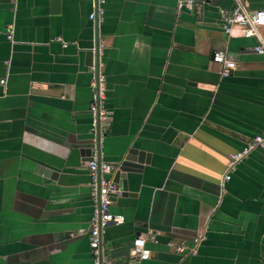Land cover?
I'll use <instances>...</instances> for the list:
<instances>
[{
    "label": "crops",
    "instance_id": "obj_1",
    "mask_svg": "<svg viewBox=\"0 0 264 264\" xmlns=\"http://www.w3.org/2000/svg\"><path fill=\"white\" fill-rule=\"evenodd\" d=\"M246 1L264 11V0ZM93 3L0 0V264H93L98 157L121 191L111 212L126 218L103 234L106 264H264V148L224 180L264 133V55L240 27L224 29L220 9L234 0H106L101 58ZM220 52L236 63L227 77ZM139 236L151 250L141 263ZM197 237L196 254L177 251Z\"/></svg>",
    "mask_w": 264,
    "mask_h": 264
},
{
    "label": "built area",
    "instance_id": "obj_2",
    "mask_svg": "<svg viewBox=\"0 0 264 264\" xmlns=\"http://www.w3.org/2000/svg\"><path fill=\"white\" fill-rule=\"evenodd\" d=\"M93 12L90 15V21L93 24L96 47L95 53L99 58L102 57L105 42L101 39L100 25L104 21L106 0H93ZM235 8L232 10L220 9V15L223 19L224 29L230 31L232 27L238 26L242 29L243 35L246 37L256 38L259 44L254 48L255 53L264 55V39L261 36L260 30L264 28V11L252 10L246 0H234ZM213 62L222 67V76H229L236 68V63L229 59L225 52H220L214 55ZM95 72V69H94ZM93 86L97 91L95 102L92 105L91 111L94 116L92 133L98 141L101 140L103 134L106 133L108 115L102 104L105 95V78L102 75H95ZM4 84V81H1ZM264 148V133L255 137L249 142L246 150L232 156L231 161L227 166V175L224 180L229 181L231 174L236 171L237 164L250 152L256 149ZM89 171L92 177V193L95 200V211L91 221L90 241L92 248L93 264H106L102 253V238L106 229L111 225L120 226L125 223L126 218L122 215H114L111 212L113 206L114 195L121 194L116 183L111 175L114 167L106 162H98L93 160L89 163ZM203 238L197 237L194 240V247L189 249L185 243L177 246L179 253L188 251L192 255L197 253L199 245ZM148 240L143 236L135 239L133 251L139 263L147 261L151 257V250L147 246Z\"/></svg>",
    "mask_w": 264,
    "mask_h": 264
},
{
    "label": "water",
    "instance_id": "obj_3",
    "mask_svg": "<svg viewBox=\"0 0 264 264\" xmlns=\"http://www.w3.org/2000/svg\"><path fill=\"white\" fill-rule=\"evenodd\" d=\"M136 152L135 151H131L129 156L127 157V161L126 163H123V165L121 166L120 170L123 171V172H126V171H130L131 168L134 167V165H130L131 163L130 162H136ZM94 160V159H93ZM92 160V161H93ZM91 161V162H92ZM97 161L100 163L101 160H100V157H98ZM142 162V161H141ZM114 172V171H113ZM113 174V173H112Z\"/></svg>",
    "mask_w": 264,
    "mask_h": 264
}]
</instances>
